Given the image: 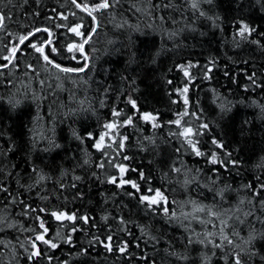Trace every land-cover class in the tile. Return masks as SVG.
<instances>
[{"label": "trees", "instance_id": "1", "mask_svg": "<svg viewBox=\"0 0 264 264\" xmlns=\"http://www.w3.org/2000/svg\"><path fill=\"white\" fill-rule=\"evenodd\" d=\"M0 9V66L49 30L0 70V264H264V0H119L93 13L84 54L68 47L95 22L71 0ZM50 36L55 64L86 70L28 47ZM156 191L165 204L141 199Z\"/></svg>", "mask_w": 264, "mask_h": 264}, {"label": "snow or ice", "instance_id": "2", "mask_svg": "<svg viewBox=\"0 0 264 264\" xmlns=\"http://www.w3.org/2000/svg\"><path fill=\"white\" fill-rule=\"evenodd\" d=\"M73 3H76V0H72ZM119 0H112V3L109 2V0H99L98 3H94L93 6L91 8H89V6L87 4H85L83 6V11L85 12H88L89 16H91L92 18V21L95 22L97 20V17L95 15H93L94 12H97L99 10H107L109 9L110 7H113L116 3H118ZM8 3L11 4L12 3V0H8ZM77 7H81L80 4H76ZM196 5H193V7H195ZM75 15V14H73ZM7 19V13H3L2 12V9H0V30H5L6 31V25L4 24V21ZM62 19L64 20H67V16H62ZM57 27H66L68 28V30L72 33H74L76 36H82V33L80 31V28L82 27V25H75V26H71L69 27L68 25H56ZM36 32H39V31H45V32H48L49 30L47 28L41 30V29H35ZM250 29H248L247 26L244 27L243 30H241L240 32V35L241 36H244L245 32H249L250 33ZM34 34V33H33ZM90 39V37L88 38H85L83 43H80V44H72L68 47V51L69 52H73V51H78L80 53H83L84 52V44L88 43V40ZM28 40V36L25 35V36H20L19 37V43L20 44H24V42ZM49 44H51V41L49 40L48 41ZM28 47L34 49L37 53H40L41 56L43 57V60L46 61L48 64H53L54 62L50 59V56L48 54H45V49H44V46H37L36 43H31L28 45ZM17 51H20V49H18L16 46H13L11 48V55L10 56H5L3 57V59L5 61H8V60H13L15 58V54L17 53ZM51 52L55 53L57 52V48L55 47H52L51 48ZM72 59H76L75 56L72 57ZM87 62V57L85 56V63ZM13 67L15 65H12ZM55 68L57 70H59L60 72H63V73H66V74H71V73H78V72H83L84 71V67H80V68H70V67H62L60 64L56 63L55 65ZM185 76L188 75V73L185 71ZM188 89L187 88H184L183 89V92H187ZM187 100H185V104H187ZM133 106L134 105V102H133ZM113 115H119V112H113ZM145 120H149V119H152L154 120L155 117H152L150 115H147L145 114L144 117H143ZM125 123L127 124H132V120L129 118V117H125ZM173 123H175L176 125H180V120H176L174 121ZM114 127V125L112 123H109L107 125H105V128L107 129H112ZM202 127H204L205 129L207 128V125H203ZM186 134H194L196 136H199L200 133H199V130H197L195 133H193V129L190 128V127H185L184 129V132L180 133V135H186ZM107 135V133H103V134H100L99 135V142H97L95 144V147L97 149H102L103 147V144H104V139H105V136ZM188 144L191 145L192 149L194 150L195 152V155L199 156L201 155V152L199 151V149L196 147V143H194L191 139H188ZM198 143V141H197ZM215 143V141H214ZM222 147V145H220ZM118 148H122L123 147V144H118L117 145ZM125 159H127L128 157H124ZM213 162L215 163L216 160H215V157H213ZM234 163V162H233ZM103 165H101L102 167ZM115 167L119 168V171L120 173H124L127 169L124 165L122 164H117V165H114ZM141 178L143 179V175L141 174ZM112 183H116V179L115 177H113ZM120 185L123 186L125 183H131V186L135 189H137V191H139V188H138V185L136 183H133V182H130V181H125L123 178L120 179L119 181ZM264 187V186H262ZM162 194L159 192V191H156L155 192V196L154 197H149L147 195H144L141 197V199L151 205H156L158 203H160V201H158L155 197H161ZM165 202H166V198H165ZM41 211H44L43 209H41ZM165 211H167V209H165ZM57 221H61V220H68V221H74L76 219V217L74 215H70V214H67L65 212H52L50 213ZM81 219L87 221V217H82ZM41 228L44 229V232H47V228L44 227L43 223H40L39 225ZM77 229L73 228L72 231H76ZM57 235H59V233H57ZM110 239V237H109ZM35 241H41L43 242L44 244H48L50 245L51 248H56L57 247V244L55 243H52L50 240H46L44 238V235L42 234H38L36 235L35 237V240L32 242V247L35 249L36 248V243ZM66 242H71L70 241V238L66 241ZM106 247H108L106 245ZM125 249L124 248H119V251L123 252ZM41 253L37 250L35 252L32 253L33 256H39ZM235 264H240V261L239 260H236Z\"/></svg>", "mask_w": 264, "mask_h": 264}, {"label": "water", "instance_id": "3", "mask_svg": "<svg viewBox=\"0 0 264 264\" xmlns=\"http://www.w3.org/2000/svg\"><path fill=\"white\" fill-rule=\"evenodd\" d=\"M72 1V0H71ZM75 5L77 4V3H74ZM81 10H82V8L81 7H79ZM83 11V10H82ZM86 15H88L89 16V14H88V12H85V11H83ZM89 17H91V16H89ZM41 30H43V29H41ZM96 30H97V20L95 21V29H94V32L91 34V36H90V39L93 37V35H94V33L96 32ZM39 32H43V31H39ZM39 32H33L32 34H30L29 36H28V39H30L31 37H33L35 34H37V33H39ZM90 39L88 40V42L90 41ZM49 40H51V37H50V39ZM47 44H48V42L44 45V49L46 48V46H47ZM87 45V43L86 44H84V47ZM83 54H84V52H83ZM52 67H54L55 68V63H53V64H50ZM87 65H88V62H87ZM0 69H4V68H0ZM78 73H80V72H78ZM72 74V73H71Z\"/></svg>", "mask_w": 264, "mask_h": 264}, {"label": "bare ground", "instance_id": "4", "mask_svg": "<svg viewBox=\"0 0 264 264\" xmlns=\"http://www.w3.org/2000/svg\"><path fill=\"white\" fill-rule=\"evenodd\" d=\"M76 3H77V2H76ZM78 8H79V7H78ZM81 8L83 9L82 6H81ZM79 10H81V9L79 8ZM81 11H82V10H81ZM82 12H83V11H82ZM94 29H95V28H94ZM94 29H93L92 33L94 32ZM96 31H97V30H96ZM34 32H35V31H34ZM32 33H33V32H32ZM32 33H31V34H32ZM92 33H91V34H92ZM95 33H96V32H95ZM95 33H94V34H95ZM28 36H29V35H28ZM90 36H91V35H90ZM90 36H89V37H90ZM50 37H51V36H50ZM31 38H32V37H31ZM49 39H50V38H49ZM28 40H29V39H28ZM48 41H49V40H48ZM50 41H51V40H50ZM26 42H27V40L24 42V44H25ZM22 45H23V44H19L17 48L19 49ZM44 45H45V44H44ZM44 45H43V46H44ZM15 56H16V54H15ZM13 61H14V59H13V60H9V63H8L6 66H0V68H4V69L8 68V67L13 63ZM87 62H88V60H87ZM87 67H88V65L86 66V68H87ZM53 68H54V67H53ZM86 68L84 69V71L86 70ZM4 69H0V70H4ZM55 69H56V68H55ZM80 73H81V72H80ZM162 196H163V195H162ZM162 203L165 204L164 197H163V202H162Z\"/></svg>", "mask_w": 264, "mask_h": 264}, {"label": "rangeland", "instance_id": "5", "mask_svg": "<svg viewBox=\"0 0 264 264\" xmlns=\"http://www.w3.org/2000/svg\"><path fill=\"white\" fill-rule=\"evenodd\" d=\"M155 196V194L154 195H152V196H149V197H154ZM158 201H160V203H162L163 202V196H161V197H155ZM160 203H158V204H160ZM158 204H156V205H158Z\"/></svg>", "mask_w": 264, "mask_h": 264}]
</instances>
